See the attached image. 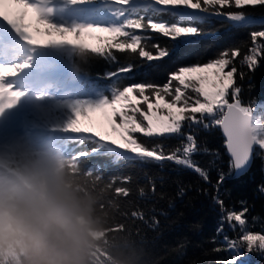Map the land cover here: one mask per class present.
Wrapping results in <instances>:
<instances>
[{
  "label": "trees",
  "instance_id": "obj_1",
  "mask_svg": "<svg viewBox=\"0 0 264 264\" xmlns=\"http://www.w3.org/2000/svg\"><path fill=\"white\" fill-rule=\"evenodd\" d=\"M104 2L89 0L79 4V10L89 18L107 21ZM89 4L97 7L89 8ZM242 10L248 23L233 26L224 18L210 16L200 25V35L180 42L158 33H140L151 37L145 41L148 49L154 44L169 49L170 54L159 60L149 61L138 54L116 51L117 59L111 61L85 46L75 47L63 56L77 73L87 78L80 79L86 94L95 95L97 89L107 92L113 85L142 81L163 83L167 74L178 66L207 61L231 46L246 51L251 46L250 33L264 30V5ZM158 18L174 19L167 14ZM96 43L94 39L92 44ZM258 59L254 69L240 65L239 58L236 61L239 72L244 74L243 79L237 74L236 83L241 87V100L246 105H264V57ZM129 63L133 65L130 72L118 71ZM113 72L118 74L109 78L108 74ZM56 99L38 95L36 103L46 105ZM192 131L201 149L193 159L209 171V182L193 170L168 161L130 163L117 161L103 152L82 158L79 151H88L94 144L70 141V136L62 137L57 150L50 151L35 144L47 138L43 132H34L30 140L10 133L2 144L6 147L0 145V161L7 160L5 166L9 173V176L0 174V264H17L20 259L16 245L22 227L14 216L13 206L24 194H44L53 181L60 184L64 194L85 205L93 222L91 235L99 234L97 238L92 236L94 246L89 264H218L234 255L242 264H264V251L259 249L249 252L242 246L235 251L227 250L224 237L237 238L240 230L238 227L233 230L225 223L223 231H218L221 212L214 200L217 181L223 173L220 198L236 210L241 209L243 201V206L248 208L246 228L264 231V191H261L264 152L256 146L250 170L234 177L220 127L199 126ZM177 142L175 138L163 141L166 145ZM124 176H131V181L122 183L120 178ZM113 177L117 178L114 184ZM149 177L153 178L155 190ZM117 186L130 189L129 196H117ZM133 211L142 212L143 218L133 217ZM217 247L223 250L215 251Z\"/></svg>",
  "mask_w": 264,
  "mask_h": 264
},
{
  "label": "snow or ice",
  "instance_id": "obj_2",
  "mask_svg": "<svg viewBox=\"0 0 264 264\" xmlns=\"http://www.w3.org/2000/svg\"><path fill=\"white\" fill-rule=\"evenodd\" d=\"M88 2L89 0H71L73 4ZM40 4H34L33 0H0V21L33 44L67 40L72 44H85L97 56L111 61H116V51L138 54L141 58L153 61L167 57L169 49L160 44H154L152 49H148L145 41L151 37L140 33H158L175 42L188 40L202 33L200 25L206 23L210 16L224 18L233 26L248 23V17L242 9L264 5V0H105L103 11L109 17L106 22L75 24L71 29L57 28L48 23L45 11L52 10H45ZM29 14L34 17L37 34L42 32L49 37L53 34L64 37L72 33L74 39L50 38L41 43L28 30L31 25L25 23ZM163 14L174 19H159L158 16ZM40 25H44L43 29ZM93 33L109 35L94 36L97 41L95 45L85 42V37L92 36ZM250 38L251 46L246 51L242 52L239 46H231L207 61L178 66L167 74L163 83L142 81L113 85L107 92L97 89L94 98L73 101L69 105L72 117L65 124L68 129L66 134L71 137L70 141H90L94 144L88 151H79L82 158L103 152L117 161L130 163L162 164L168 161L193 170L205 182H209V171L193 159L201 149L192 129L199 126H219L230 155V171L239 173L245 170L254 147L264 150V105L242 103L241 87L236 83L238 73L241 79L244 76L237 67V58L240 65L254 69L259 62L258 58L264 57V30L251 32ZM20 67L23 66H0V81L16 74ZM132 67L129 63L118 71L130 72ZM117 74L113 72L108 76L110 78ZM19 95L20 93L7 88L3 96H0V100L4 101L0 110L14 105ZM96 111L102 112L110 132L118 134L119 139L111 138L91 127L78 126L79 117H86L89 112ZM173 138L178 141L176 144L163 143ZM93 169L99 172L98 169ZM116 179H111L113 184ZM120 179L127 184L132 177L124 176ZM148 179L155 190L153 178ZM223 180L224 174L221 173L216 185L217 195L214 197L221 212L218 231H223L225 223L233 230L237 227L240 230L237 238L224 237L227 250L235 251L246 246L249 252L254 248L264 251V231L246 228L248 208L243 206L244 202H241V209L236 210L225 205L220 198L219 185ZM261 191H264V186H261ZM116 194L127 197L130 189L117 186ZM131 215L143 218L142 212L133 211ZM214 250L223 249L217 247ZM218 264H242V261L234 255L230 260Z\"/></svg>",
  "mask_w": 264,
  "mask_h": 264
},
{
  "label": "rangeland",
  "instance_id": "obj_3",
  "mask_svg": "<svg viewBox=\"0 0 264 264\" xmlns=\"http://www.w3.org/2000/svg\"><path fill=\"white\" fill-rule=\"evenodd\" d=\"M33 3H41L40 6L45 10H52L51 12L45 11V18L48 23L57 28L71 29L75 24H92L80 20L77 13L74 12V9L64 5L61 0H33ZM103 22L105 21L99 19L93 23ZM25 23L30 24L31 27L29 29L35 31L37 25L31 14L26 17ZM1 25H3V23H1ZM5 25L6 24L4 23L3 28ZM39 27L43 29L44 25H40ZM7 33L14 38L16 43L15 50H17V53H21L26 57L25 60L23 59L22 61L15 62L14 65H20L21 62L24 63V66L20 70L23 71L24 78L31 77V80L28 82H22V80H16L18 76L13 78L4 77V79L0 81V96H3L6 88H11L13 92L20 93L16 98V102L19 100L27 101L30 98L29 95L35 94L61 95L62 97H60L53 105L37 106L33 111L29 112V114L24 113V116L21 115L19 113L21 111L17 110L13 105L10 107H4L0 110V119L3 120V122L7 121L10 124L13 122L23 132H28L30 128L42 127L43 131L48 134V139L42 143V146L48 147L50 150H55L56 147H58L57 143L62 137L59 134L60 131L63 133L68 132V129L65 128V124L72 117L69 105L77 99L72 95H64L68 89L62 88V82L60 79H63V74L65 73L66 68L62 67V71L51 68L54 67L53 65L59 64V52L61 50L70 52L74 47L85 44H72L67 40L48 44H33L31 40H26L22 35L16 32L15 29H10L9 27ZM105 34L107 33H93L92 36L85 37V42L92 44L94 41L93 36ZM33 35L41 43H45L50 38L74 39V34L72 33H68L64 37H60L59 34H53V36L49 37L43 35L42 32L40 34L35 32ZM48 78L53 79L52 85L48 87L49 89L39 88V86L43 82H46ZM70 86L75 87L76 84L72 82ZM3 103L4 101L0 100V105ZM78 126L91 127L94 130L110 135L111 138L119 139L118 134L110 132L109 125L100 111L89 112L88 116L79 117ZM262 151L264 152V150ZM92 236L97 238L99 237V234H93Z\"/></svg>",
  "mask_w": 264,
  "mask_h": 264
},
{
  "label": "clouds",
  "instance_id": "obj_4",
  "mask_svg": "<svg viewBox=\"0 0 264 264\" xmlns=\"http://www.w3.org/2000/svg\"><path fill=\"white\" fill-rule=\"evenodd\" d=\"M22 227L17 264H89L93 222L85 205L50 183L39 196L24 194L13 206Z\"/></svg>",
  "mask_w": 264,
  "mask_h": 264
},
{
  "label": "bare ground",
  "instance_id": "obj_5",
  "mask_svg": "<svg viewBox=\"0 0 264 264\" xmlns=\"http://www.w3.org/2000/svg\"><path fill=\"white\" fill-rule=\"evenodd\" d=\"M1 23H3L4 25V22L0 21V61H1L0 66L14 65L15 62L22 61L23 59L25 60L26 58L25 55L21 53L15 54L16 50H14V47L16 43L14 41V38L9 33H7L9 27L5 25L3 28V25H1ZM13 42H14V47H12V45L9 44V43L13 44ZM20 65L24 66V63L21 62ZM21 68L22 67L19 68L16 74L6 76V77L13 78L14 76H17V75L24 76L23 71L20 70ZM42 85L45 86L46 84H42Z\"/></svg>",
  "mask_w": 264,
  "mask_h": 264
},
{
  "label": "water",
  "instance_id": "obj_6",
  "mask_svg": "<svg viewBox=\"0 0 264 264\" xmlns=\"http://www.w3.org/2000/svg\"><path fill=\"white\" fill-rule=\"evenodd\" d=\"M220 130H221V132H222V136H223L224 139H225V136H224L223 131H222L221 128H220ZM225 148H226V145H225ZM226 150H227V148H226ZM254 150H255V147H254ZM254 150H253L252 156H251V158H250V162H249V164L247 165L246 169L243 170V171H241V172H239V173L236 172V171L234 170V177H240V176L244 175L245 173H247V172L250 170V168H251V166H252V163H253V159H254ZM227 154H228V156H229V158H230V155H229L228 151H227Z\"/></svg>",
  "mask_w": 264,
  "mask_h": 264
}]
</instances>
